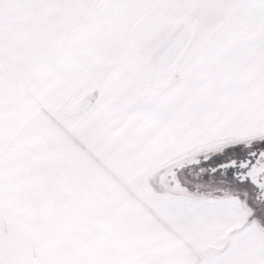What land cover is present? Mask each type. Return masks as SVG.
I'll use <instances>...</instances> for the list:
<instances>
[{
	"label": "snow or ice",
	"instance_id": "1",
	"mask_svg": "<svg viewBox=\"0 0 264 264\" xmlns=\"http://www.w3.org/2000/svg\"><path fill=\"white\" fill-rule=\"evenodd\" d=\"M0 264H264V0H0Z\"/></svg>",
	"mask_w": 264,
	"mask_h": 264
}]
</instances>
